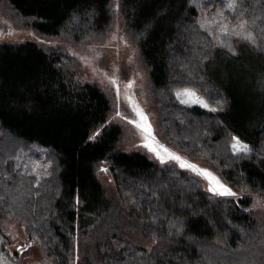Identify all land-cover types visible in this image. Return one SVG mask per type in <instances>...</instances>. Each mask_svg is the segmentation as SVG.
Segmentation results:
<instances>
[{
  "label": "trees",
  "instance_id": "1",
  "mask_svg": "<svg viewBox=\"0 0 264 264\" xmlns=\"http://www.w3.org/2000/svg\"><path fill=\"white\" fill-rule=\"evenodd\" d=\"M113 2L163 140L210 163L235 195L120 146L108 95L68 51L104 39ZM3 18L39 40L0 42V264H23L27 248L51 264H264V211L252 207L264 197V0H0ZM183 89L214 110L181 102ZM9 220L28 240L14 253Z\"/></svg>",
  "mask_w": 264,
  "mask_h": 264
},
{
  "label": "rangeland",
  "instance_id": "2",
  "mask_svg": "<svg viewBox=\"0 0 264 264\" xmlns=\"http://www.w3.org/2000/svg\"><path fill=\"white\" fill-rule=\"evenodd\" d=\"M116 9V3L113 2L115 21L111 31L104 39L93 42L90 45H69L68 51L76 57L81 79L89 83L98 84L108 95L112 104L111 121L120 125L123 130L120 146L126 151L143 152L154 161L160 163L173 162L180 166V163L168 157V153H171L180 157L182 161L195 165L201 171H208L221 185L229 189L210 163L204 160H194L181 151L168 146L163 140V133L158 121L155 95L146 73L145 65L141 59L139 49L132 44L121 27ZM27 40H39V37L31 29L17 27L7 18H3V24L0 26V42H23ZM129 84L132 85L130 88L128 87ZM185 93L192 95H185ZM176 95L181 102L187 105L196 104L211 111L214 109L194 90H179ZM138 112L142 113L146 120H142L137 115ZM137 124L141 125V128H137ZM146 126L151 128V137H148L147 133L141 130ZM237 142H239L240 146L246 145L239 139H235L233 145ZM14 144L17 143L14 142ZM146 144L149 147H145L144 145ZM151 148L156 149L160 153V157H163L164 162H161L156 153L150 150ZM163 149H167V152L163 151ZM234 151L236 153L240 152L235 148ZM182 168L201 177L206 189L209 190L215 187L219 190V185L210 183L199 172L186 167ZM98 175L104 182L108 193L113 195L114 185L109 173L99 169ZM252 207L264 211V197L255 196ZM2 234L8 240L7 248L10 252L14 253L26 247L27 236L23 226L16 220H9L2 224ZM138 242L147 248H152L155 244L154 240L146 238H141ZM20 257L23 264H51L45 255L35 248L21 250Z\"/></svg>",
  "mask_w": 264,
  "mask_h": 264
},
{
  "label": "snow or ice",
  "instance_id": "3",
  "mask_svg": "<svg viewBox=\"0 0 264 264\" xmlns=\"http://www.w3.org/2000/svg\"><path fill=\"white\" fill-rule=\"evenodd\" d=\"M225 2H226V4H227V6H228L229 9L234 8V6H235V0H225ZM221 15H222V14H221ZM224 31H226V29H224ZM243 38H244V39H250V37H243ZM131 86H132L131 84L128 85L129 88H130ZM185 95H192V94H190V93H185ZM213 110H214V109H213ZM137 115H139V116L141 117L142 120H146V117L143 116L142 113L138 112ZM130 122H131V121H130ZM136 127H137V128H141V125L137 124ZM141 130L144 131V132H146L148 137H151V128H150V126L143 127ZM146 138H147V137H146ZM144 146H145V147H149V145H147V144L144 145ZM233 148H235L237 151H243V152H247V151H248L247 146H246V145H245V146H240V145H239V142H237L236 144H234V145H233ZM150 150H152L153 152L156 153V155L158 156V158L161 159V162H164L163 157H160V153H159L158 151H156V149L151 148ZM163 151L167 152V149H163ZM168 157H169L170 159L175 160V161H177L178 163H180V166H181V167H186V168H188V169H190V170H193V171L199 172L202 176H204L205 179L209 180L210 183H214V184H216V185H219V190H218L217 188L213 187V188H210V189H209L210 191H213V192H217V191H218V194H220V195H235V194L232 193L229 189H227L226 187H224L223 185H221V184L219 183V181L216 180V178H215L214 176H212L211 173H209L208 171H206V170L201 171V170L198 169L195 165H193V164H189V163H187V162H184V161L181 160L180 157L175 156V155H173V154H171V153H168Z\"/></svg>",
  "mask_w": 264,
  "mask_h": 264
}]
</instances>
